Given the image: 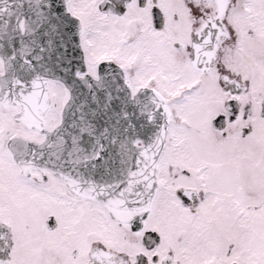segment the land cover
<instances>
[{
  "label": "snow or ice",
  "instance_id": "obj_1",
  "mask_svg": "<svg viewBox=\"0 0 264 264\" xmlns=\"http://www.w3.org/2000/svg\"><path fill=\"white\" fill-rule=\"evenodd\" d=\"M0 264H264V0H0Z\"/></svg>",
  "mask_w": 264,
  "mask_h": 264
}]
</instances>
